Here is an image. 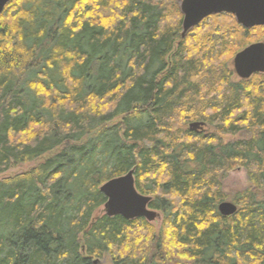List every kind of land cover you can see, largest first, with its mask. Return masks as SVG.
Listing matches in <instances>:
<instances>
[{"label": "trees", "instance_id": "trees-1", "mask_svg": "<svg viewBox=\"0 0 264 264\" xmlns=\"http://www.w3.org/2000/svg\"><path fill=\"white\" fill-rule=\"evenodd\" d=\"M7 9L0 176L51 157L0 181V264L106 255L111 264H264V74L235 81L229 65L264 27L216 15L183 39L177 0H13ZM195 121L216 133L190 131ZM237 166L251 187L225 218L220 176ZM132 169L164 216L160 232L145 219L98 216L101 186Z\"/></svg>", "mask_w": 264, "mask_h": 264}, {"label": "water", "instance_id": "water-1", "mask_svg": "<svg viewBox=\"0 0 264 264\" xmlns=\"http://www.w3.org/2000/svg\"><path fill=\"white\" fill-rule=\"evenodd\" d=\"M13 0H0V17ZM183 25L181 37L186 38L190 32L199 27L205 20L216 15H232L239 26L247 30L264 27V0H180ZM234 70L241 80H250L257 74H264V42L251 44L234 58ZM204 122L190 125V131L199 132ZM135 169L127 174L114 178L103 184L100 192L106 197L105 215L109 218L121 216L125 220L145 219L154 222L160 214L150 209L151 196L141 194L136 187ZM220 214L233 217L238 206L231 202L219 205ZM100 260L94 261L99 264Z\"/></svg>", "mask_w": 264, "mask_h": 264}, {"label": "rangeland", "instance_id": "rangeland-1", "mask_svg": "<svg viewBox=\"0 0 264 264\" xmlns=\"http://www.w3.org/2000/svg\"><path fill=\"white\" fill-rule=\"evenodd\" d=\"M177 1L179 3L180 0H177ZM6 10H5L4 14L6 13L8 15L7 18L9 17V14H12V16L15 15V13H14L15 10L11 9L9 11V13H7L8 9H6ZM4 19H6V18H4ZM256 42H264V39L262 38L260 40L255 41V43ZM233 62H234V58H233V60L230 61L229 65L235 73ZM239 79L240 78L235 73V81H237ZM196 122H199V121H195L192 123H196ZM202 122H204V121H202ZM192 123L189 124V128H190V125ZM204 123H205L204 127L200 128L199 132L195 131L194 133L202 134L206 137L216 133V129H215L213 124H209L207 122H204ZM246 137H247L246 133H242V134H239L236 136H224L223 138H224L225 142H235L237 140H240V139L246 138ZM50 157H51V154H48L44 158H41L38 161L27 163V164H24V165H21L18 167H14V168L10 169L8 172L2 174L0 176V181L7 179V178H11V177H16V176L24 174V173H28L31 170H33L34 168L38 167L40 164L44 163ZM220 182L222 184V187H221L222 192L226 196L225 202H231L234 204H236L234 201L235 196L237 194L245 192L246 190H248L251 187V182H250V178H249L247 170L243 167H238V166L236 168H234L233 170L224 171L223 174L220 176ZM158 213L161 216L160 219H157L156 221L150 222V223L153 227H155L157 232H160V229L162 228L163 223H164L163 222L164 216L162 213H160V212H158ZM104 215H105V212H104V206H103L99 209L98 216H104ZM99 260H100L99 264H111V261H110L108 255H106V257L99 259ZM251 263H252V259L249 256L248 257L242 256V257L238 258V264H251Z\"/></svg>", "mask_w": 264, "mask_h": 264}, {"label": "flooded vegetation", "instance_id": "flooded-vegetation-1", "mask_svg": "<svg viewBox=\"0 0 264 264\" xmlns=\"http://www.w3.org/2000/svg\"><path fill=\"white\" fill-rule=\"evenodd\" d=\"M6 9H7V7H6ZM6 9H5V10H6ZM253 44H254V43H253ZM150 209H151V208H150ZM151 210H153V209H151ZM154 211H156V210H154ZM156 212H157V211H156ZM158 219H160V218H158Z\"/></svg>", "mask_w": 264, "mask_h": 264}, {"label": "bare ground", "instance_id": "bare-ground-1", "mask_svg": "<svg viewBox=\"0 0 264 264\" xmlns=\"http://www.w3.org/2000/svg\"><path fill=\"white\" fill-rule=\"evenodd\" d=\"M183 21V20H182ZM244 81V80H243ZM219 209V208H218ZM147 221V220H146Z\"/></svg>", "mask_w": 264, "mask_h": 264}]
</instances>
